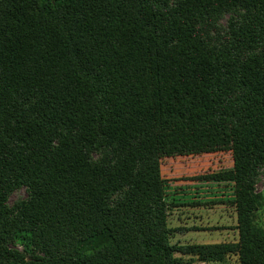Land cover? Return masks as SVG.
Segmentation results:
<instances>
[{"label":"trees","instance_id":"16d2710c","mask_svg":"<svg viewBox=\"0 0 264 264\" xmlns=\"http://www.w3.org/2000/svg\"><path fill=\"white\" fill-rule=\"evenodd\" d=\"M224 152L238 241L173 244L163 161ZM262 175L264 0H0V264H264Z\"/></svg>","mask_w":264,"mask_h":264},{"label":"rangeland","instance_id":"374dc122","mask_svg":"<svg viewBox=\"0 0 264 264\" xmlns=\"http://www.w3.org/2000/svg\"><path fill=\"white\" fill-rule=\"evenodd\" d=\"M233 167L231 153H215L204 156L178 157L165 159L162 163V176L166 182V199L174 204L170 223L173 227H185L189 218L190 228L198 226L211 231L190 232L182 240L183 244L216 245L233 241L234 185L228 182L199 181L197 178L228 170ZM257 190L264 198V175ZM27 198L25 190L15 193L11 204ZM256 224L264 228V206L257 214ZM218 225V227H216ZM220 230V232L215 231ZM226 230H229L225 232ZM186 241V242H184ZM25 254V246L16 247ZM28 254V253H27ZM222 264H239L237 258H228Z\"/></svg>","mask_w":264,"mask_h":264},{"label":"crops","instance_id":"0c3cea01","mask_svg":"<svg viewBox=\"0 0 264 264\" xmlns=\"http://www.w3.org/2000/svg\"><path fill=\"white\" fill-rule=\"evenodd\" d=\"M234 198V197H233ZM234 200V199H233ZM232 200V201H233ZM168 201V200H167ZM232 201H231V204H232ZM169 202V201H168ZM170 203V202H169ZM170 204H172V203H170ZM174 205V204H173ZM233 207V209H234V211H235V207L234 206H232ZM173 208H175V206H173L172 207V209ZM171 212H172V210H171ZM171 216H172V214L170 215V219H171ZM234 220H235V223H234V228L232 229L233 230V233L235 234L234 235V239H233V241H231V243H234V242H237L238 241V231H237V229H236V227H237V215H236V211L234 212ZM186 224H184V225H186L185 227H173L172 225H171V223H170V220H169V225H170V228H173V229H178V230H182V232H177L175 235H174V237H173V239H172V243L173 244H183L182 242V240H184V237L188 234V233H190V232H205V231H211V230H208V229H203V228H199L198 226H192V227H190V228H187V227H189L190 225H189V223L191 222V219H187L186 221ZM216 227H218V225L216 226ZM215 231H218V232H220L221 233V231L220 230H215ZM227 231H229V230H226L225 232H227ZM180 239H182V240H180ZM184 242H186V241H184ZM224 243H229V242H224ZM185 244H189V243H185ZM194 244V243H193ZM184 245V244H183ZM199 264H204V263H199Z\"/></svg>","mask_w":264,"mask_h":264}]
</instances>
